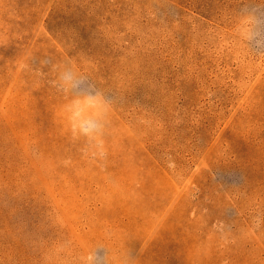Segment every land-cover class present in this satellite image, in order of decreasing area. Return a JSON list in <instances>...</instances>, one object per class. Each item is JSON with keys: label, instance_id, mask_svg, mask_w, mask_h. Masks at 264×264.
<instances>
[{"label": "rangeland", "instance_id": "rangeland-1", "mask_svg": "<svg viewBox=\"0 0 264 264\" xmlns=\"http://www.w3.org/2000/svg\"><path fill=\"white\" fill-rule=\"evenodd\" d=\"M246 5L264 0H0V264H81L98 244L113 264H264ZM64 63L112 102L104 156L71 135Z\"/></svg>", "mask_w": 264, "mask_h": 264}, {"label": "clouds", "instance_id": "clouds-1", "mask_svg": "<svg viewBox=\"0 0 264 264\" xmlns=\"http://www.w3.org/2000/svg\"><path fill=\"white\" fill-rule=\"evenodd\" d=\"M262 28L264 8L260 5L242 7L233 24L236 37L245 47L253 42L257 47L264 45ZM52 71L55 73L53 86L69 98L64 110L73 139L83 141L86 155L91 149L93 154L104 156V137L110 124L112 102L88 75L70 63L54 64ZM252 225L260 227L258 217H253ZM80 259L81 264H113L114 257L104 245L98 244L82 253ZM121 264H134L131 253L124 254Z\"/></svg>", "mask_w": 264, "mask_h": 264}]
</instances>
